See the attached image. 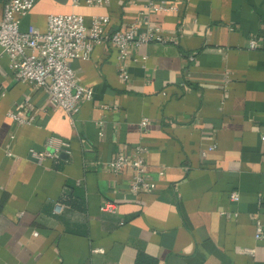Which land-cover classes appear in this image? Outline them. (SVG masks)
I'll return each instance as SVG.
<instances>
[{
    "label": "crops",
    "instance_id": "obj_1",
    "mask_svg": "<svg viewBox=\"0 0 264 264\" xmlns=\"http://www.w3.org/2000/svg\"><path fill=\"white\" fill-rule=\"evenodd\" d=\"M165 1L178 11L37 0L22 18L23 31L45 32L50 15H107L109 30L135 23L167 40L130 48L128 81L107 43L73 61L94 92L74 124L14 78L0 48V264H264V0ZM51 138L68 147L37 161ZM139 145L156 190L136 197L131 170L104 166Z\"/></svg>",
    "mask_w": 264,
    "mask_h": 264
},
{
    "label": "built area",
    "instance_id": "obj_2",
    "mask_svg": "<svg viewBox=\"0 0 264 264\" xmlns=\"http://www.w3.org/2000/svg\"><path fill=\"white\" fill-rule=\"evenodd\" d=\"M36 2L37 0H5L0 22V48L2 54L9 58L14 78L18 82L30 83L45 90L51 103L66 114L71 124H74V117L80 113L82 103L91 101L94 95L91 88L78 82L76 71L71 65L73 61L89 60L97 46L107 43L117 51L119 78L128 81L127 59L130 48L153 42L159 44L167 42L159 29L149 27L141 30L135 23L115 31L109 30L110 17L107 15L94 16L89 20L78 14L50 15L45 32L34 26H29L23 31L21 20L31 12ZM70 2L73 7L81 4L88 7H107L111 0H70ZM168 3L165 0H145L144 7L148 12L178 11L175 4ZM142 15L147 14L142 13ZM257 47L256 40H250L249 48L255 50ZM143 60L146 58L144 57ZM8 115L21 124L28 123L26 119L14 113ZM97 124L101 127L104 121L100 120ZM148 125L147 119L140 123L143 131ZM99 134L103 135V132ZM262 140L264 141V135ZM47 146L55 148L54 152L50 153L46 150L40 153L34 152L33 156L37 161L59 158L63 151L62 147L67 148L68 143L51 138ZM214 148L213 145L209 149ZM145 153L146 148L139 145L130 154L118 153L104 166L105 170L114 173L131 170L129 192L136 197L156 190L155 183L147 177ZM230 200L239 201V195L231 193ZM113 209L114 205L111 203H106L102 207L103 211ZM33 236H38V233L34 232ZM262 237V224L256 220V239Z\"/></svg>",
    "mask_w": 264,
    "mask_h": 264
},
{
    "label": "water",
    "instance_id": "obj_3",
    "mask_svg": "<svg viewBox=\"0 0 264 264\" xmlns=\"http://www.w3.org/2000/svg\"><path fill=\"white\" fill-rule=\"evenodd\" d=\"M59 1H66V0H59Z\"/></svg>",
    "mask_w": 264,
    "mask_h": 264
}]
</instances>
